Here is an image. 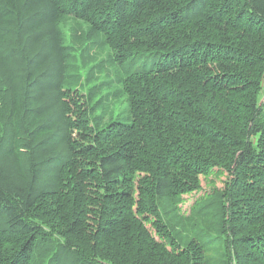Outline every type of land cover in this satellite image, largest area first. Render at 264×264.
<instances>
[{
  "label": "trees",
  "instance_id": "trees-1",
  "mask_svg": "<svg viewBox=\"0 0 264 264\" xmlns=\"http://www.w3.org/2000/svg\"><path fill=\"white\" fill-rule=\"evenodd\" d=\"M0 264H264V0H0Z\"/></svg>",
  "mask_w": 264,
  "mask_h": 264
},
{
  "label": "rangeland",
  "instance_id": "rangeland-1",
  "mask_svg": "<svg viewBox=\"0 0 264 264\" xmlns=\"http://www.w3.org/2000/svg\"><path fill=\"white\" fill-rule=\"evenodd\" d=\"M91 39L94 40L97 38H91ZM93 51L95 52L94 61H93L94 63H99L102 60L105 62V67L103 68V70L98 72L99 77L101 79L107 77L108 75L114 77V70L116 69L115 68L116 64L114 61L109 59L108 45L104 46L103 49H100V47L97 44L93 47ZM226 177H227L226 174H223L220 177L213 176L212 178L213 182H209L208 178L202 176V184H203L202 190L198 192L189 193L184 196L185 200L182 205L183 210L188 213L190 211L191 206L194 204L195 200L200 196H203L206 192H209L212 189L213 185L217 187H223L225 184Z\"/></svg>",
  "mask_w": 264,
  "mask_h": 264
}]
</instances>
